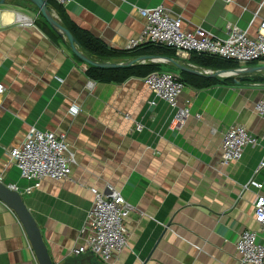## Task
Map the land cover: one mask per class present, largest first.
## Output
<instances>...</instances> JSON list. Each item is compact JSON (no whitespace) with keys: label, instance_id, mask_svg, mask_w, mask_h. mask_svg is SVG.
I'll return each instance as SVG.
<instances>
[{"label":"crops","instance_id":"obj_1","mask_svg":"<svg viewBox=\"0 0 264 264\" xmlns=\"http://www.w3.org/2000/svg\"><path fill=\"white\" fill-rule=\"evenodd\" d=\"M158 5L180 18L183 28L201 27L220 39L231 26L255 36L264 18V0H72L60 6L77 27L125 49L144 25L138 9ZM17 13L35 26H20ZM40 17L26 0L0 5V181L17 191L29 185L8 150L30 127L66 134L75 157L68 178L45 179L21 194L52 261L62 262L83 243L90 188L103 191L107 185L133 207L124 220L127 247L111 264H236L235 242L245 229L257 231L256 242L264 246L252 208L255 195H264V166L258 169L264 161V120L254 110L264 94V79L254 78H264V72H246L248 80L241 83L184 86L177 107L186 106L188 116L175 126L177 107L156 98L142 78L120 84L89 79L87 64L68 44L39 29ZM175 56L183 67L206 71L189 56ZM234 124L257 144L223 166L221 137ZM251 179L261 188L243 190ZM0 264H38L21 223L1 200Z\"/></svg>","mask_w":264,"mask_h":264},{"label":"built area","instance_id":"obj_2","mask_svg":"<svg viewBox=\"0 0 264 264\" xmlns=\"http://www.w3.org/2000/svg\"><path fill=\"white\" fill-rule=\"evenodd\" d=\"M65 6L72 0H52ZM138 13L144 19L140 34L127 41L125 49L141 45L162 46L174 50L178 55L191 53L205 54L232 60L239 65L262 63L264 65V18L259 21L255 36H250L236 26L228 29L224 39L216 38L201 27L185 29L180 18L170 16L165 6L139 8ZM15 22L20 26H35L34 20L22 14H16ZM261 65L259 71H264ZM208 71V70H206ZM149 91L156 97L177 107L178 96L184 89L183 83L169 71L161 70L149 73L142 78ZM3 85L0 84V94ZM153 103V101H151ZM257 115L264 120V94L254 104ZM188 116L187 107H177L173 124L180 126ZM137 131L140 124H135ZM257 139L240 124L231 125L222 135L219 164L227 165L238 161L246 146H255ZM10 162L17 168L21 179L27 181L22 193H31L38 189L45 179H67L75 163L67 136L63 132L41 131L30 127L23 141L8 150ZM264 166L260 162L258 169ZM249 186L261 188V184L249 180L242 189ZM9 188L16 190L15 186ZM92 204L87 213L84 231L87 236L82 244L71 250V255L92 251L103 264H111L113 257L128 244V232L124 220L133 207L111 185L100 191L90 188ZM253 220L260 231H264V195H255L252 204ZM257 231L243 230L235 242L236 264H264V246L256 242Z\"/></svg>","mask_w":264,"mask_h":264},{"label":"trees","instance_id":"obj_3","mask_svg":"<svg viewBox=\"0 0 264 264\" xmlns=\"http://www.w3.org/2000/svg\"><path fill=\"white\" fill-rule=\"evenodd\" d=\"M46 2L49 9L56 12L61 25L71 33L76 45L78 46V49L88 58L96 62L120 63L127 62L126 60L133 62V64L131 65L112 68H100L92 65H87L84 73L89 79L95 82L120 84L131 77L144 78L149 73L165 69L163 67H165L166 65L162 63H138V58L166 57L172 59L174 61V64L178 59L175 56L174 50L162 46L146 44L133 49L111 48L104 44L100 39L94 37L89 32L77 27L73 22H71V20L67 17L59 4L55 3L52 0H46ZM40 18L41 19L36 23L41 31H43L53 41H65L57 34L54 29H52L48 25V23L42 18V16ZM65 43L67 44L66 41ZM189 61L202 71H204V69L217 71L242 68L235 61L224 60L216 56L205 54L191 53L189 55ZM176 63L182 65L179 61H177ZM251 64L253 66L255 65L253 63H250L246 65V67H248L249 65L251 66ZM167 66H169V68L177 70V73H175V75L183 83L184 86L188 85L195 89H202L216 84L241 83L248 80L245 78V74L227 78H220L217 76H210L205 73H190L186 70L175 68V66L173 65ZM254 79L261 80L264 78L257 77Z\"/></svg>","mask_w":264,"mask_h":264},{"label":"water","instance_id":"obj_4","mask_svg":"<svg viewBox=\"0 0 264 264\" xmlns=\"http://www.w3.org/2000/svg\"><path fill=\"white\" fill-rule=\"evenodd\" d=\"M7 0H0V5L6 3ZM30 2L35 8L38 10V13L42 16V18L48 23V25L54 29L57 34L62 37L68 44L71 52L83 61L87 65H92L100 68H112L118 66H126L133 64L132 61L120 62V63H111V62H96L88 58L85 54H83L76 45L73 36L71 33L61 25L59 20L53 15L51 9L47 6L46 0H26ZM152 62H169L174 63V61L170 58L166 57H152L149 58ZM144 61L145 58H138L137 61ZM175 64L180 69L192 72L194 74H200L201 72L195 70L193 68H186L181 65ZM260 67H242L233 70H217V71H205V73L210 76H217L220 78H227L231 76L240 75L246 72H254L259 71ZM0 200L4 202L18 218L21 226L25 232L27 240L30 244V247L34 253L36 261L38 264H103L101 261L97 259L95 254L92 251H86L84 253L78 255H69L63 259L60 263H55L52 261L47 246L43 240L41 231L35 222L32 214L27 209L21 194L9 188L8 185L2 183L0 181Z\"/></svg>","mask_w":264,"mask_h":264},{"label":"rangeland","instance_id":"obj_5","mask_svg":"<svg viewBox=\"0 0 264 264\" xmlns=\"http://www.w3.org/2000/svg\"><path fill=\"white\" fill-rule=\"evenodd\" d=\"M53 13V12H52ZM53 15L56 17V15L53 13ZM57 18V17H56ZM168 64H170L169 62H167ZM261 65H263L262 63H256L254 66L251 64V66L249 65L248 66V68H252V67H254V68H258V67H262ZM240 67H243L242 65H239ZM264 66V65H263ZM164 70H166V71H169V72H171V73H173V74H175V71L173 70V69H164ZM261 72H264V71H261ZM245 74V73H244Z\"/></svg>","mask_w":264,"mask_h":264}]
</instances>
